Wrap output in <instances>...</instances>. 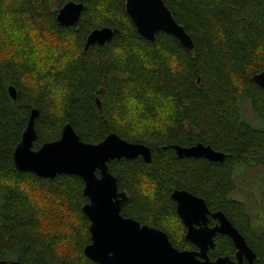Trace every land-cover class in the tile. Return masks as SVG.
I'll return each mask as SVG.
<instances>
[{
  "label": "trees",
  "instance_id": "16d2710c",
  "mask_svg": "<svg viewBox=\"0 0 264 264\" xmlns=\"http://www.w3.org/2000/svg\"><path fill=\"white\" fill-rule=\"evenodd\" d=\"M70 2L83 10L74 26H61L56 7ZM163 2L192 51L162 32L153 41L141 37L123 0H0V264H95L83 253L91 238L82 180L41 179L14 166L33 109L34 150L57 141L66 124L86 144L115 134L150 149V164L139 157L107 165L127 196L121 216L161 230L180 251L197 250L171 200L174 190H185L211 213L221 212L255 264H264V229H254L231 196L239 167L264 164V91L251 81L264 71V0ZM102 28L113 31L112 39L85 48L89 33ZM244 101L256 125L243 117ZM198 143L224 154L223 161L180 159L174 151ZM144 183L153 185L151 195L142 193ZM42 199L66 220L64 229L45 227ZM214 243L211 261L235 259L229 237L218 235Z\"/></svg>",
  "mask_w": 264,
  "mask_h": 264
},
{
  "label": "water",
  "instance_id": "95a60500",
  "mask_svg": "<svg viewBox=\"0 0 264 264\" xmlns=\"http://www.w3.org/2000/svg\"><path fill=\"white\" fill-rule=\"evenodd\" d=\"M125 12L138 34L153 41L159 32L175 38L179 44L192 51L194 45L183 27L179 26L163 0H123ZM83 5L67 3L57 12L56 21L65 27L74 26L80 17ZM113 37L109 28L95 29L87 37L89 45H103ZM251 81L264 91V71L252 76ZM10 97L16 99V91L8 88ZM38 110L30 112L26 128L13 152V163L19 172H27L41 179L56 176H75L84 183L83 194L88 203L82 212L89 221L91 243L83 253L95 264H254L255 254L244 237L221 212L211 213L204 200L185 190H174L171 200L176 204V214L186 228L185 239L197 250H178L161 230L141 225L132 218L121 216L127 200L119 192L116 179L109 173L108 164L121 159L139 157L151 163L150 149L142 144L127 143L115 134L108 135L96 145L80 141L69 124L64 125L57 141L45 143L34 150L36 140L34 123ZM178 158H203L210 162H222L224 154L209 146L195 144L191 147L174 146ZM217 222L207 227L208 217ZM216 235L231 239L236 252L235 261L217 258L211 261L207 252L214 248ZM246 263H244V261Z\"/></svg>",
  "mask_w": 264,
  "mask_h": 264
},
{
  "label": "rangeland",
  "instance_id": "374dc122",
  "mask_svg": "<svg viewBox=\"0 0 264 264\" xmlns=\"http://www.w3.org/2000/svg\"><path fill=\"white\" fill-rule=\"evenodd\" d=\"M56 10L59 9L56 7ZM32 34L30 33V35ZM240 108L243 117L248 122L255 123L254 125H256L257 121L255 120L250 104L244 101L240 104ZM261 159L263 160L264 157L262 156ZM235 174V191L231 196L245 206L252 226L257 231H261L264 229V164L260 163L257 166L250 167L241 166ZM31 188L26 186V189ZM31 191L37 198L44 196V193L41 194L42 192L36 187L35 190L31 189ZM40 202L41 207L44 209L45 227L50 231L64 229L67 222L65 219H63L64 222L59 221L58 215L54 213L55 207L44 202L43 199Z\"/></svg>",
  "mask_w": 264,
  "mask_h": 264
},
{
  "label": "clouds",
  "instance_id": "9594fccd",
  "mask_svg": "<svg viewBox=\"0 0 264 264\" xmlns=\"http://www.w3.org/2000/svg\"><path fill=\"white\" fill-rule=\"evenodd\" d=\"M146 179L147 178H145V180ZM140 187H141V191L143 194H145V195H151L152 194L153 185H151L149 183H144Z\"/></svg>",
  "mask_w": 264,
  "mask_h": 264
},
{
  "label": "flooded vegetation",
  "instance_id": "af4514ba",
  "mask_svg": "<svg viewBox=\"0 0 264 264\" xmlns=\"http://www.w3.org/2000/svg\"><path fill=\"white\" fill-rule=\"evenodd\" d=\"M217 224V222L215 221V220H213L210 216L208 217V222H207V227L208 228H213L215 225ZM216 236H218V235H216ZM215 236V237H216ZM222 236V235H221ZM214 237V238H215ZM214 241V240H213ZM215 244V243H214ZM214 248H215V245H214ZM213 248V249H214ZM197 249V248H196ZM211 250V249H210ZM209 252V251H208ZM208 252H207V254H208ZM225 258V257H224ZM227 258V257H226ZM229 259V258H228ZM230 260V259H229ZM230 261H235V259L234 260H230ZM244 261V260H243ZM244 263H246L245 261H244ZM254 264H255V261H254Z\"/></svg>",
  "mask_w": 264,
  "mask_h": 264
}]
</instances>
